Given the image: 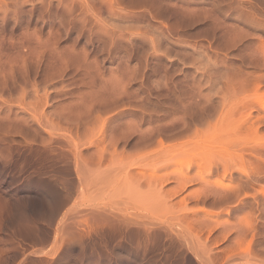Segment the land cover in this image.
<instances>
[{
	"label": "rangeland",
	"instance_id": "374dc122",
	"mask_svg": "<svg viewBox=\"0 0 264 264\" xmlns=\"http://www.w3.org/2000/svg\"><path fill=\"white\" fill-rule=\"evenodd\" d=\"M61 1L0 0V52L4 55V52L19 50L26 54L29 51L26 43H29L31 36L30 42H35V36L45 42L59 29L69 27L67 15L62 13L70 9L72 0ZM82 1L92 6L88 8L83 5L85 10L91 8L90 11L103 21L101 24L114 28L120 35L118 38H121L117 43L110 34L102 37L106 52L99 54V60L103 61L107 74V94L117 91L128 82V76H132L134 79L130 82L129 91L138 90L139 97L143 99L137 106L140 111L138 116H125L108 124V128L119 122L129 123L133 120L144 130L149 124L141 122L143 113L146 114V120L150 115H167L166 120H169V112L172 111V116L174 109L184 110L197 103L200 108L210 105L209 110L215 113L212 121L215 122L221 113L234 114L236 108L233 110V107L245 95L254 93V96L264 98V0L79 2ZM77 2L73 0V6L75 3L77 6H74L77 8L74 9L75 13L81 6ZM112 11L118 16L110 19L108 13ZM91 23L89 28L93 26L95 30L101 25L100 21L98 26ZM128 29L135 34L130 36L126 33ZM13 33L14 36L11 35ZM63 39L64 36L58 42L59 48L67 44L71 46L70 42ZM84 42L85 39H81L80 46ZM111 46L114 52L110 54ZM121 60L127 63L129 69L118 86L120 73L117 68ZM199 93L203 96L217 94V97L207 101L204 97H197ZM168 94L171 98L166 96ZM193 95L195 99L191 101ZM179 96H182L181 102L176 100ZM56 97L59 98L56 104L63 105L68 115L72 109L77 113L84 110L83 105L76 104L77 99ZM92 97L98 98L99 94ZM107 100L111 101L109 98ZM120 105H111L104 117L115 114ZM48 109V112L57 110L55 107ZM66 119L72 124L68 117ZM88 120L81 123V129L86 130L84 123ZM68 122L53 116L45 128L50 127L54 133L62 134L64 128L69 129ZM94 127H87L88 139ZM14 129L17 131H5L9 134L4 136L1 135L5 132L0 133V138L3 137L2 141H5L0 143V166L10 167L7 171L0 170V264H264V200L256 204L253 198H248L241 207H233V204V209L229 207L230 214L227 213L229 209L226 211L220 204L212 206L213 209L207 206L220 214L217 220L221 224L216 232L220 237L219 243L213 245V252H209V256L215 252L217 258L213 254L215 259L211 256L212 260H208L207 253L206 257L204 252V255L199 256L188 247L189 244H181L175 233L177 230L159 223L156 219L160 217L158 208L153 202L150 204V198L146 200V197L142 201L140 196L143 194L133 196L125 190L119 155L101 156L95 152V148L86 149V145H82L81 156L75 159L74 149L64 138L53 137L48 140L46 130L43 133L32 123L19 124ZM255 139L264 143V126ZM219 142L213 144L220 147ZM130 144L126 148L117 147L126 151L128 156H134L130 164L139 162V165L132 167V176H148L151 173L149 162H144L141 157L145 149L132 148ZM185 157L184 160L189 158ZM221 177L216 179L217 183L221 181L218 185L230 183V179L223 180ZM262 185L255 187L256 192L264 190V182ZM173 186L174 183H171L169 188ZM198 188L190 187L185 195L191 194L193 198ZM255 190L250 192L254 193ZM144 201L157 211L151 213L153 209L150 210ZM125 202L133 207L129 208ZM126 206L129 213H134V217L140 214L136 219L129 214L131 219L128 220L132 223L129 225L121 221L120 210ZM134 207L137 209L133 210ZM73 209H79L78 213L73 212ZM75 213L80 214L74 218ZM150 214H153L152 217ZM148 216L151 221H155H152L153 227L149 231L142 227L143 232H138L143 226L140 220L150 222L145 221ZM126 226L131 227L127 229ZM121 227H126L128 231ZM73 237L76 242L72 240Z\"/></svg>",
	"mask_w": 264,
	"mask_h": 264
},
{
	"label": "bare ground",
	"instance_id": "6f19581e",
	"mask_svg": "<svg viewBox=\"0 0 264 264\" xmlns=\"http://www.w3.org/2000/svg\"><path fill=\"white\" fill-rule=\"evenodd\" d=\"M76 1L79 2L80 0ZM71 2L72 8L69 6L70 9L66 11L68 8L64 5L67 9H65L66 12L62 13V15L64 13L67 15L65 17L70 24L69 27L59 29L54 36H51V39H49L50 37L46 38L48 43L44 42V40L42 41L38 36L40 39L36 43L38 38L35 36L36 40L34 43L36 44H34L32 41L30 42L32 40L30 35L31 39L28 41L29 43H26L29 51L26 54L16 50L13 47L14 45L12 48L16 52H10V49V53L4 52V55L0 52V55L3 56L0 59V129H2L3 125L6 126V130L4 126L1 131H11L13 133L12 130H16L17 128H14L19 124L30 125L32 123L38 126L43 133L46 130L48 140H52L53 137L61 140L64 138L63 140L70 144L72 150L74 149L75 159L80 158L82 145H86L84 147L86 149L95 148V152L101 156L110 155L116 157L119 155L121 157L120 163L122 164L121 171L123 172L125 190L133 194V196L134 194L135 196L143 194L145 197L140 196L142 199L139 197L142 201L146 197V200L150 198L152 200L149 201L150 204L153 202L158 208L159 212L157 213L160 214V217L156 219L160 221L159 223L169 225L171 230H177L175 233L179 236L177 237L180 243L189 244L190 246L188 247L199 256L207 253V259L211 258L212 260V255L214 254L215 256V252L211 253L212 257L209 256V252H213V245H218L219 243L220 237L216 235V232L221 225L218 224L219 219L217 220L220 214L212 210V206L220 204L219 206H223L226 211L229 209L228 213L231 205L234 204L235 206L233 207H241L248 198H253V203L256 202V204L264 200V190L259 189L257 192L255 190V187L263 186L262 183L264 182V143H260L255 139L264 126V98L260 97V95L254 96V93L245 95L243 100H240L233 107V110L236 108L234 114L230 115V112L221 113L215 122L212 121L215 113L209 110L210 105L200 108L197 103L195 106L187 107L184 110L174 109V115L172 114V116L170 114L172 111L169 112V120H166L167 115L156 117L155 115H150L149 119L146 120V114L143 113L141 122L149 124L144 130L140 128L141 125L138 122H133V120L129 123L119 122L108 128V124H112L120 118L128 115L132 117L138 116L140 111L137 106L143 102V99L139 97L138 90L129 91L130 82L134 79L132 76H128V82L117 91L107 94V90H105L107 74L104 69L105 66L102 65L103 61L99 60V54L105 51L104 46H106V44L103 45L102 37L105 34H110L113 40L117 42L118 39H121L118 38L120 35L114 28L101 24L103 21L99 20L100 17L98 18L97 14H94L95 12L92 13L90 11L91 8L85 10V7L82 6L87 5L88 7L87 2L86 4L85 1L79 2L81 6H78V13H75V10H77V8H74L76 3L73 6V0ZM108 14L111 16L110 19L118 16L113 11ZM99 21L101 25L96 30L93 26L89 28L90 23L98 26ZM120 32L125 35L123 31ZM127 32L130 36L135 34L129 29ZM74 33L76 34L75 36H73ZM11 35L14 36V33ZM63 36V40L70 42L71 46L66 43V47L59 48L58 42ZM81 39H85L82 46L79 43ZM49 42H52L51 45L54 49L51 48ZM129 42L133 41L129 40ZM10 43L13 42L11 41ZM54 44L57 48L53 47ZM105 48L108 50L107 47ZM113 48L111 46L110 54L114 52ZM112 54L114 55V53ZM128 69L127 63L121 60L117 68L120 73L118 86L123 82L124 75ZM85 89H89V91ZM94 94H99V97H92ZM56 96L77 99L76 104L83 105L84 110H80L77 113L72 109L69 110L70 115H68L65 113L63 105L56 104L59 101ZM166 96L171 98L169 94ZM88 97L91 99L88 100ZM197 97L200 99L204 97L209 101L215 99L217 94L203 96L199 93ZM107 98L111 99V101H108ZM190 99L194 101L195 95L191 96ZM176 100L181 102L182 96L177 97ZM83 101L88 102V104ZM113 104H121L116 108L120 109L110 117H104V114L108 112L107 109ZM49 107H55L57 110L48 112ZM23 112L28 116H24ZM20 113H23L24 115L22 114V116L24 117L20 116ZM53 116L57 120L65 119L67 122L66 117H68L72 124L68 122L70 124L69 129L64 128V133H54L55 131L50 130V127L49 129L45 128L47 123L51 122ZM87 119L89 120L84 123L86 130L89 125L96 127L93 128L89 139L88 132L81 129L83 125L81 123ZM2 132L0 133L2 134ZM108 132L110 133L108 134ZM7 133L9 134V132H5L0 135L4 136ZM212 136L213 138H211ZM2 138H0V143H5V141H2L4 138ZM217 141L221 142H219L220 147L214 145ZM130 143H132V148L145 149L141 157L144 162H149L150 168H148L151 173L148 176L138 178L132 176L131 169L139 165V162L136 161L130 164L134 156H128L126 151L119 150L117 147L126 148ZM188 156L190 159H186ZM182 157L183 159H181ZM184 157L186 160H184ZM1 166V171L10 169V167ZM78 173L80 174L79 171ZM220 176L223 177H221L223 180L225 178L230 179V183L218 185L221 181L218 180L219 183H217L216 179H219L218 177ZM171 183H174V186L169 188ZM193 186H199V188L195 191V196L191 198V194L185 195V193ZM254 190V193L250 192ZM139 198L138 200H140ZM132 203L134 204V202ZM146 203L148 204V202ZM78 204L79 202H77V206ZM129 204L126 203V205ZM151 205L146 206L150 208ZM209 205L212 209L207 208ZM128 207L131 208L133 206L130 207L129 205ZM128 207L126 206L120 210L123 219L121 221L125 225L131 223L128 220L129 218L131 219L130 215L133 218L140 216V214L135 213L136 216L134 217V213L128 212ZM233 207L231 206L232 209ZM135 209L137 208L134 207L133 210ZM77 210L73 209V212L78 213ZM150 210L153 213L154 208H150ZM155 211L157 210L155 209ZM79 214L74 215V218ZM152 215L150 214L151 217ZM150 216L146 217L147 219L149 218L148 220L145 218V221L150 222L140 220V222L143 221V226H141L142 224L140 225L141 231L138 232H143L144 229L149 231L150 227H153L152 221H155H151ZM246 220L251 222L250 219ZM135 224L134 226H136ZM130 227L128 226L127 229ZM76 238L73 237L72 240L75 241ZM204 256L206 257V254ZM215 257L213 258L215 259Z\"/></svg>",
	"mask_w": 264,
	"mask_h": 264
}]
</instances>
